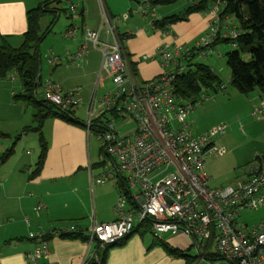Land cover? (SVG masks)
Segmentation results:
<instances>
[{
    "label": "built area",
    "instance_id": "obj_1",
    "mask_svg": "<svg viewBox=\"0 0 264 264\" xmlns=\"http://www.w3.org/2000/svg\"><path fill=\"white\" fill-rule=\"evenodd\" d=\"M98 2L101 16L98 30H84L82 45L68 59L47 57L51 67L71 66L81 64L90 48L100 51V73H105L111 82V89L99 100V105L94 100L88 104L85 125L90 132L95 120L100 118L103 122L102 132L96 135L101 144V161H107L112 170L95 183L103 185L109 177L115 179L118 191L115 220L84 232L88 245L95 240L102 244L116 243L140 226H148L149 234L157 241L176 236L188 239L196 250L191 264H217L219 260L227 264H264V222L244 229L236 227L241 212L264 207V164L234 185L209 186L205 165L210 159L226 154V149L214 142L226 127L198 136L189 130L186 121L193 105L173 93V82L175 75L183 70V67L176 70L180 60L190 56L191 48L164 44L151 59L144 57L145 60L157 57L162 74L141 84L126 58L124 37L115 25L116 21L129 20V15L115 17L103 0ZM138 3L140 6L134 13L153 27L157 17L151 0ZM76 8L72 6L70 12L74 13ZM210 17L209 31L196 50L213 43L219 33L218 6L210 11ZM79 29L74 25L69 27L64 38H75ZM236 35L235 31L226 34L232 38ZM41 85L43 98L63 111L81 104L75 90L64 91L51 80ZM124 115L132 118L136 128L120 134L115 122ZM252 115L264 119V102L253 109ZM42 209V205L36 208L38 212ZM75 233L80 231L73 225L53 232L30 233L29 238L38 242L40 248L28 254V264H39L48 257V235L62 239ZM91 258L79 264H88Z\"/></svg>",
    "mask_w": 264,
    "mask_h": 264
},
{
    "label": "crops",
    "instance_id": "obj_2",
    "mask_svg": "<svg viewBox=\"0 0 264 264\" xmlns=\"http://www.w3.org/2000/svg\"><path fill=\"white\" fill-rule=\"evenodd\" d=\"M41 1L37 5L35 0H0V43L4 40L11 48L21 47L28 31L27 13L36 9ZM92 6L94 3L90 5V11L86 15L87 29L96 31L100 26L99 17L98 13L95 15ZM108 10L114 15L112 7L109 6ZM170 15L173 14H165L164 17ZM53 19L55 20L54 17ZM58 19L59 15L56 21ZM119 22H127H115L119 34L124 37L126 58L129 64H133L137 80L146 84L162 74L159 59L156 57L149 60L155 56L157 48L164 44L182 48L196 47L209 31L211 17L210 14H192L186 22L174 24L166 31L147 26L146 20L140 16ZM226 22L230 24L231 20ZM221 24L222 27L226 26L223 22ZM53 25L38 47L40 57L42 43L51 36ZM40 26L42 32H45L41 22ZM83 32L75 41L62 42L54 38L50 46L54 47L55 43L64 46L69 54L64 59H68L82 45ZM224 32L227 33L228 30ZM63 53L64 51H57V57ZM205 53L200 54L207 58ZM48 56L50 55L45 56L46 60ZM144 57L149 59L145 60ZM101 63L100 51L90 48L88 57L81 64L53 67L55 70L52 71L51 81L64 91H77V98L81 101L80 106L85 115L88 104L94 100L99 105V100L111 89L109 78L105 73H100ZM10 80L11 82L7 77H0V133L12 142L33 132L37 134L39 141L38 132H25L27 128L36 126L35 122V125L32 124L35 110L33 117H29L28 107L31 106L14 100L13 96L22 91V86L20 85L17 93V88L12 83L15 77L12 76ZM255 99L253 108L262 106L264 93L258 91ZM79 123L71 124L54 117L44 121L41 133L48 149L38 174H35V170L40 154L37 160L32 156L27 159L22 154L18 157L13 148L12 155L16 157H13L11 165L5 169L3 167L12 155L5 162H2L3 154L0 156V264H28V254L40 248L38 242L29 238L30 233L53 232L70 225L86 233L96 225L115 220L114 208L118 195L115 179L109 177L103 185L95 183L96 179L111 171L112 167L107 161H101V146L98 155L97 151L92 152V133L88 132L83 122ZM253 171L230 185L246 180ZM211 181L210 177L209 186ZM39 205L43 209L38 212L36 208ZM164 240L181 250L187 249L190 243L188 239L179 236ZM153 243L152 236H141L139 232H135L124 246L109 251L106 264H185L182 259L168 256L162 248L152 246ZM95 250V243L88 245L81 240L53 239L48 244V257L40 264H79L84 259L95 256Z\"/></svg>",
    "mask_w": 264,
    "mask_h": 264
},
{
    "label": "trees",
    "instance_id": "obj_3",
    "mask_svg": "<svg viewBox=\"0 0 264 264\" xmlns=\"http://www.w3.org/2000/svg\"><path fill=\"white\" fill-rule=\"evenodd\" d=\"M178 1L180 0H151V3L154 7H157L160 5H171ZM186 2L183 12L160 19L157 18L153 22V28L162 31L169 30L174 24L186 22L192 14H210V11L215 6H218L219 20L226 26L222 27L223 25L221 24L219 33L213 43L202 49L191 48L190 56L180 60L179 68L176 70H179L180 67H183V70L175 75L173 93L195 105L203 91L212 90L217 93L224 86L220 77L215 73L214 68L193 60L198 53H205L208 49L213 50L220 44H228L233 47L224 55L231 72V84L241 94L247 95L255 90H260L264 93V0H186ZM61 3L62 0H42L36 9H32L27 13L28 31L24 35L21 47L17 49L11 48L4 40L0 43V77L6 78L8 74L17 72L21 81L22 91L17 95L15 94L13 98L15 101L32 106L35 110L34 122L36 126L25 130V132L35 131L39 134L41 151L35 174H38L42 169L48 149L41 133L44 121L54 117L71 124L79 123L75 116V110L63 111L44 98L38 100L35 94L42 80L41 57L38 53V47L55 23L60 11L57 6ZM46 14H52L55 20L53 19L47 30L42 32L40 21ZM81 14L83 15V12ZM226 20H231V23L226 24ZM227 30V33L224 32ZM230 31L237 33L235 38L226 36ZM130 66L135 76H137L132 63ZM102 125V119L95 120L90 132L95 134L102 132ZM12 153V149L7 150L3 154L2 162H5ZM257 160L263 163L264 156L257 158ZM119 183L121 184V181ZM139 228L135 232H139L141 236L150 232L148 226H140ZM133 234L112 244H102L95 240L93 242L96 249L95 257L91 258L88 264H106L109 251L113 248L124 246ZM46 239L49 241L53 240L51 235H48ZM62 239L88 242V237L82 232L67 235ZM152 246L162 248L168 256L174 259H182L185 264H191L192 262L191 259L193 257L189 255V250L192 248L190 245L187 249L181 250L172 247L166 240H154Z\"/></svg>",
    "mask_w": 264,
    "mask_h": 264
},
{
    "label": "rangeland",
    "instance_id": "obj_4",
    "mask_svg": "<svg viewBox=\"0 0 264 264\" xmlns=\"http://www.w3.org/2000/svg\"><path fill=\"white\" fill-rule=\"evenodd\" d=\"M35 1L38 5L39 0ZM103 1L107 8H109V6L112 7L115 12L113 16L115 17L128 14L129 19H131L133 16H140L135 14L134 11L139 8L140 4L138 2H141V0ZM92 3H94V6L92 7L95 15L98 13L100 25L101 16L100 4L98 0H62V3L57 6V8L60 10L59 13L57 12L59 19L53 25L51 36L47 37L46 40L43 41L41 47L42 84L51 80L50 77L52 71L55 70L53 67L48 65L45 56L48 54L51 56H58L57 51H64L63 54L59 55L62 58H66L69 55L67 54L66 48L59 43H55L54 47H51L50 45L52 44L53 39L55 38L56 40L60 39L62 42H69L75 41L78 37H81V32L87 29L88 18L86 15L89 13L90 5ZM186 4V0H180L171 5L157 6L155 7L156 17L162 18L165 14H179L183 12ZM72 6L77 7L74 13L70 12V8ZM82 11L85 12L84 17L81 14ZM131 13L134 14L131 15ZM53 17L54 16L52 14H46L41 19L40 22L44 30H47V27H49L50 23L53 21ZM117 22L119 24L127 23L119 21ZM71 24L79 27L80 29L75 38L70 40L65 39L64 35L66 33V29ZM64 25L66 26L64 27ZM232 48V45L220 44L217 45L215 49H208L206 51L205 55H207V58H205V56L200 53H198L194 58V61L207 64L214 68L215 73L220 77L225 87L224 89H220L217 93H214L212 90L203 91L201 97L198 99V102L193 105V110L186 121L189 125V130L195 136L210 133L218 127H226L225 132L216 136L214 139L216 145L226 149V154L222 157L210 159L205 165L206 171L212 178L210 184L211 188H218L233 184L235 181L240 180L251 173L252 170H256L260 165L262 166L264 164V162L260 164V162L257 160V158H262L264 156V120H257L252 115L254 102L256 100L255 98L257 97L258 91L260 90H255L252 93L245 95L241 94L231 84V72L227 66L224 55ZM64 66H66V64H64ZM12 76L15 77V80L12 81V83L13 86L17 88L16 90L18 93L21 85L20 78L17 72H14L7 75V80L11 82L10 79ZM42 89L43 88L41 85L38 88L36 95L38 100L43 98ZM73 110H75V116L79 122H83V124H85L87 121V115H85L81 106L79 105ZM33 114L34 109L32 106L28 107L29 117H33ZM32 124L35 125L34 121ZM115 126L120 134H124L134 130L136 128V123L129 116L124 115L123 117L116 119ZM90 137L92 140V152L96 153L97 151L98 155L101 146L100 141L94 132ZM8 140L9 138L7 139V137H4L0 133V156H2L6 150L14 148V153L17 152L18 157L22 154V156H25L27 159H31L32 157H35L36 160L38 159L40 154V145L37 134L31 132L21 137L20 140H13L12 142L9 140V143ZM13 157L16 156L13 154L12 157L7 161L6 165L4 164L5 166L3 169L11 165ZM222 183L224 184L222 185ZM240 216L241 217L239 218V221L236 223L237 228L244 229L247 226L252 227L264 222V208H261L258 211L245 210L241 212ZM147 235L151 236L150 234ZM190 244L191 243H189V245ZM211 250H214V248H211ZM195 254L196 250L191 248L189 250V255L193 257ZM217 264L227 263H223L219 260Z\"/></svg>",
    "mask_w": 264,
    "mask_h": 264
}]
</instances>
